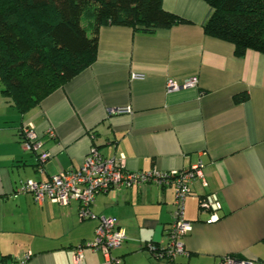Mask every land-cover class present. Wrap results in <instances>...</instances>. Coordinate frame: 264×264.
I'll use <instances>...</instances> for the list:
<instances>
[{
  "label": "crops",
  "instance_id": "1",
  "mask_svg": "<svg viewBox=\"0 0 264 264\" xmlns=\"http://www.w3.org/2000/svg\"><path fill=\"white\" fill-rule=\"evenodd\" d=\"M163 3L189 22L153 31L101 26L97 59L25 111L4 95L0 81V261L31 252L27 264H74L76 245L93 241L101 218L112 217L126 234L113 252L120 264H166L148 245L167 242L173 186L100 193L91 207L96 218L85 219L76 199L37 202L18 192L21 181L80 168L96 147L106 157L123 154L129 171L204 164L205 180L193 183L186 200L189 254L173 264H220L226 255L264 264V53L240 56L232 42L206 34L205 0ZM191 76L199 78L196 87L167 92L169 79ZM240 94L248 98L237 101ZM26 123L51 153L43 170L38 154L23 149ZM208 193L221 202L212 223L213 212L200 207ZM82 264L109 263L102 251L85 247Z\"/></svg>",
  "mask_w": 264,
  "mask_h": 264
},
{
  "label": "trees",
  "instance_id": "2",
  "mask_svg": "<svg viewBox=\"0 0 264 264\" xmlns=\"http://www.w3.org/2000/svg\"><path fill=\"white\" fill-rule=\"evenodd\" d=\"M205 1L206 34L232 42L240 56L264 53V0ZM186 22L163 0H0L2 92L22 111L35 106L97 59L103 25L153 31Z\"/></svg>",
  "mask_w": 264,
  "mask_h": 264
},
{
  "label": "built area",
  "instance_id": "3",
  "mask_svg": "<svg viewBox=\"0 0 264 264\" xmlns=\"http://www.w3.org/2000/svg\"><path fill=\"white\" fill-rule=\"evenodd\" d=\"M198 76H191L182 81L169 79L166 84L167 92L182 88L196 87ZM130 107L119 108L117 111H130ZM48 133L55 136L53 129ZM22 146L26 151L38 154L39 168L43 170L45 162L51 153L43 149V141L32 123L22 127ZM125 156L115 155L106 157L98 148L93 147L87 154L83 164L76 170L64 171L54 175L48 181H21L18 192L32 193L37 202L50 199L61 204H68L72 199L80 203V215L85 218H96L92 212V205L96 196L113 189L131 187L134 185L157 184L159 186H173L175 189L173 221L168 229L167 242L159 247L154 243L148 245L152 255L173 264L180 256L188 255L185 237L192 231L193 224L185 216L187 197L192 192V185L196 180H205L204 164L198 163L188 170L163 171H129L125 168ZM200 207L213 212L207 222L212 223L220 219L218 211L221 209L220 198L217 193H208L200 200ZM126 240V234L118 225L115 218L103 217L96 229V237L88 243H79L74 248L72 261L82 264L85 247L102 251L109 264H120V259L113 252L120 248ZM31 252L11 260L0 261V264H27ZM250 261L233 255H226L220 264H248Z\"/></svg>",
  "mask_w": 264,
  "mask_h": 264
}]
</instances>
